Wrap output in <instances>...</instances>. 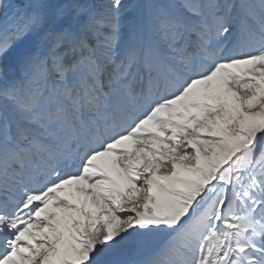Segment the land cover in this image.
<instances>
[{"label":"snow or ice","instance_id":"obj_1","mask_svg":"<svg viewBox=\"0 0 264 264\" xmlns=\"http://www.w3.org/2000/svg\"><path fill=\"white\" fill-rule=\"evenodd\" d=\"M0 264H264V0H0Z\"/></svg>","mask_w":264,"mask_h":264},{"label":"rangeland","instance_id":"obj_2","mask_svg":"<svg viewBox=\"0 0 264 264\" xmlns=\"http://www.w3.org/2000/svg\"><path fill=\"white\" fill-rule=\"evenodd\" d=\"M14 3L22 2V0H13ZM127 2L131 3L133 0H127Z\"/></svg>","mask_w":264,"mask_h":264}]
</instances>
